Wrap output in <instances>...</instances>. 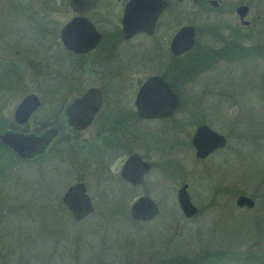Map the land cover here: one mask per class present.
I'll list each match as a JSON object with an SVG mask.
<instances>
[{
	"label": "flooded vegetation",
	"instance_id": "1",
	"mask_svg": "<svg viewBox=\"0 0 264 264\" xmlns=\"http://www.w3.org/2000/svg\"><path fill=\"white\" fill-rule=\"evenodd\" d=\"M8 1L9 7L19 12H26L28 7L31 8L30 13L24 14V17L30 24L35 22L39 30L46 35L44 38L42 36L37 38V44L31 45L30 49L34 50L46 39V56L42 57L40 50L36 56H33L32 52L27 54L26 41L20 40V37L0 36V49H3L6 67L18 69L24 65L25 69L40 70L38 72L28 70L35 78L40 79L33 80L36 81L34 90L24 89L26 86L21 82L19 90L0 102V134L15 131L39 135L54 129L55 134L45 149L34 154L32 156L34 158L47 155L49 151L65 153L66 147L70 155L75 147H80L83 176L78 181L84 183L93 205V211L84 218L95 209L87 191L85 157L89 172L96 173L94 181L96 180L99 186L108 187L120 183L129 187L130 192L118 196L119 199H128L138 188H145L135 199L143 195L151 197L158 206V213L146 221L135 220L130 214L132 220L137 222H150L159 214L156 198L146 187H164L174 182L178 199L180 188L186 185L185 189L193 203L189 191L190 176L194 175L196 180L201 181L203 168L204 173L208 171L210 173L211 159L217 154H225L224 161L229 163L228 158L230 155L233 156L230 142L234 134L232 120H227L226 129H220L207 113V101L186 100L183 92L193 89L196 75L204 73L206 75L207 71L212 69L215 71L222 60H252L254 61L252 66L248 67L251 71L260 63L259 74L264 76V16L253 20L247 19L250 9L248 1L236 0L229 3L227 0H192L191 7L194 10L201 2L208 3L213 8L225 6L227 11L236 14L237 22L195 20L186 23L185 0H160L163 8L149 30L125 29L130 21L128 17L125 18L130 0H85L83 11H76L72 6L76 2L75 7H78L79 0H67L70 16L61 24L52 19L53 13L59 9L58 0H37L35 7L27 2L33 0L15 3H12V0ZM156 1L158 0H154L152 4ZM240 6L247 7L242 19L236 12ZM74 17H85L99 34L97 43L84 52H76L66 47L61 39L63 27ZM186 25H192L194 28L193 45L188 49L185 48L183 36L177 37ZM49 27L54 33L52 37L48 36ZM90 37L91 33L85 30V42H89ZM53 43L56 46H51ZM124 44L126 47H136L143 53L139 62H136V58L121 53L120 47ZM59 49L67 58H58ZM74 58L77 62H74ZM67 59L68 62L65 64ZM25 73L24 71L22 80ZM154 76L168 87L175 97L174 100L166 93L163 85L158 83L152 85L146 95L140 94L145 81ZM21 92L26 93L20 97ZM31 94L36 96L38 104L25 121L19 122L24 113L18 110V106ZM44 96L48 97L47 101ZM84 96L85 102L74 103ZM10 98L17 99L9 111L7 108ZM202 125L224 137V144L221 147H216L203 156L197 154L193 144V135ZM248 130L243 131V138L246 144L248 141L249 159L253 154V147L264 152V129L260 133L256 132V128L250 127ZM235 135L239 137V133ZM258 136H261V139L257 140ZM205 140L210 142L212 139L205 136ZM184 146L187 148L190 163L181 150ZM16 155L18 156L17 153ZM132 157L138 159L134 161ZM192 161L198 163L199 175L197 167L191 169ZM140 162L148 165L146 169ZM249 164L252 165V162ZM256 167L262 172L261 183L264 184V161L261 164L257 163ZM56 169L55 166L51 168L52 171ZM138 175L141 176L139 180ZM151 176L156 178L149 180ZM254 188L256 190L248 195L244 193L236 195V199L239 196L248 197L253 201V205L238 206L235 200L237 207H245L249 211L254 210L258 204L260 207L262 204L260 200L264 199V189L257 186ZM223 189H226V194L232 192L230 186ZM214 192L218 193L217 188ZM212 203H216L215 199ZM195 207L197 211L193 216L199 210L196 205Z\"/></svg>",
	"mask_w": 264,
	"mask_h": 264
},
{
	"label": "rangeland",
	"instance_id": "2",
	"mask_svg": "<svg viewBox=\"0 0 264 264\" xmlns=\"http://www.w3.org/2000/svg\"><path fill=\"white\" fill-rule=\"evenodd\" d=\"M15 1L23 2L12 0V3ZM243 1L249 2L247 19L264 16V0ZM27 2L37 6V0ZM57 3L59 9L53 13L52 19L61 24L68 19L70 11L67 0H58ZM185 5L186 23L195 20L237 22L236 14L227 11L225 6L213 8L201 2L194 10L192 0H185ZM9 6L8 0H0V36L20 37L26 41L27 54L32 52L36 56L40 50L42 57L46 56V39L34 50L30 49L31 45L37 44V38L46 35L35 22L30 24L24 17L31 8L19 12ZM52 34L49 27L48 36L52 37ZM120 51L124 56L136 58V62L143 57L138 48L125 44L121 45ZM57 56L67 58L60 49ZM52 58L51 55L50 60ZM3 60L4 52L0 49V102L13 95L22 86L21 82L26 86L24 89L34 90L36 81L33 80L40 79L30 71L40 70L25 69L24 65L11 69ZM74 60L77 62L76 58ZM67 62L68 59L65 64ZM253 62L247 59L222 60L215 71L196 75L193 89L183 92L186 100L207 101V113L220 129L228 127L227 120H232L234 125L230 140L233 156L228 158L229 163L224 161L225 154H217L211 159V172L204 173L203 168L201 181L190 176L191 200L199 209L193 217L187 218L180 211L176 184L170 182L164 187H146L159 205L155 219L150 222L132 220L130 205L145 188H138L128 199H119L118 196L130 192L129 187L120 183L99 186L94 181L96 173L89 172L85 157L87 191L95 209L86 218L75 221L61 197L70 184L82 179L80 147H75L70 155L67 147L65 153L49 151L39 162L21 161L15 157L12 161L7 158L9 154H0V264H153L162 259L173 264L176 258L190 260L196 255L201 258L208 255L204 264H256L245 257L247 250L261 252L263 257L259 261L263 263L264 199L260 200V207L258 204L252 211L235 204L238 193L248 195L256 190L255 186L264 189L262 172L256 167L257 163L264 161V152L253 147V154L248 159V141L246 144L243 138V131L247 129L248 132L250 127L256 128L258 133L264 129V76L259 74L260 63L253 71L249 70ZM24 71L26 75L22 80ZM25 93L21 92L19 96ZM44 97L47 101L48 97ZM16 99H9V111ZM237 133L239 137L235 135ZM257 138L259 140L261 136ZM181 150L190 163L186 146ZM54 166L57 169L52 171ZM190 166L195 169L198 163L192 161ZM196 170L199 175L200 169L197 167ZM155 178L151 176L149 180ZM39 181L51 185L52 199H33L31 194ZM229 186L232 192L226 194L223 188ZM215 188L218 193L214 192ZM234 254L238 256L234 257Z\"/></svg>",
	"mask_w": 264,
	"mask_h": 264
},
{
	"label": "water",
	"instance_id": "3",
	"mask_svg": "<svg viewBox=\"0 0 264 264\" xmlns=\"http://www.w3.org/2000/svg\"><path fill=\"white\" fill-rule=\"evenodd\" d=\"M153 1L154 0H130L127 4L125 12V18L128 17L130 21L128 22L129 26H125V29L149 30L159 11L163 8L160 0H158L159 2L156 1L155 4H152ZM75 3L72 6L76 11H83L85 9V0H79V5H82L83 7H80L79 5L78 7H75ZM246 10V6H240L237 9L236 12L241 19L245 15ZM140 23H142V25H139ZM85 30L91 33L89 42H85ZM177 37L184 38L185 48H190L194 41L193 26H184ZM61 39L66 47L76 52H84L92 48L97 43L99 34L95 31L93 25L89 21L85 20V17H74L63 27L61 31ZM175 43L176 42H174L173 45H175ZM155 83L163 85L158 77H151L142 85L140 94L146 95L150 87ZM163 87L165 88L166 93L174 100L175 97L171 94L168 87L165 85H163ZM80 102H85V96L77 99L74 103L78 104ZM37 104L38 101L34 94L27 95L18 106V110L23 111L24 113L23 118L19 120V122L25 121ZM85 123H87V121ZM54 134V129H49L39 135L6 131L0 134V141L12 148V150L15 151L20 158H31L34 154L40 153L45 149ZM205 136L210 137L212 140L208 142V140H205ZM193 144L197 150V154L203 156L216 147H221L224 144V137L214 131H211L207 126L202 125L197 128L193 135ZM136 159L138 158L132 157V160L136 161ZM140 163L145 169L148 166L145 163ZM140 178L141 176L138 175L137 180ZM185 188L186 185L180 188L177 200L183 214L190 217L196 213L197 209L190 201ZM62 202L68 208L72 217L77 221L83 219L86 215L93 211L91 199L86 193V188L82 181H78L67 187L63 193ZM236 204L238 206H252L253 201L246 196H239L236 199ZM157 213V204L147 195H143L135 199L130 207V214L135 220H150Z\"/></svg>",
	"mask_w": 264,
	"mask_h": 264
},
{
	"label": "trees",
	"instance_id": "4",
	"mask_svg": "<svg viewBox=\"0 0 264 264\" xmlns=\"http://www.w3.org/2000/svg\"><path fill=\"white\" fill-rule=\"evenodd\" d=\"M0 149H1L0 154H4V155L9 154V157L7 158H10V160L13 161L15 157L18 160L24 161L23 159L18 157L16 153H14L9 147H7V145L3 144L1 141H0ZM44 156L45 154L42 155L41 157L40 156L39 157L37 156L35 158L32 157L30 160H26V161L39 162L40 160L43 159ZM53 193L54 191L52 192L51 185L49 186V184H44V182L39 181V184L37 185V189L35 188L31 196L33 197V199H52L51 197L53 196ZM261 254H262L261 252L258 253L256 250H247V252L244 253L246 258H249L250 260L257 262L256 264L258 263L264 264V262L262 263L261 261H259V259L263 257ZM237 256L238 255L234 254V257H237ZM207 258H208V255H206L204 258H201L198 255H196L190 260L186 258H176L173 264H203L204 261L207 260ZM153 264H167V261H164L162 259L160 263L153 262Z\"/></svg>",
	"mask_w": 264,
	"mask_h": 264
}]
</instances>
